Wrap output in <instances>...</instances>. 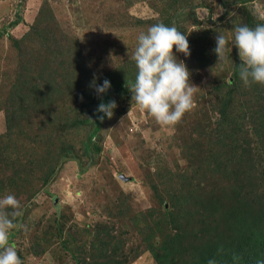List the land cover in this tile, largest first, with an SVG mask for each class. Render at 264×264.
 <instances>
[{"label": "trees", "instance_id": "obj_1", "mask_svg": "<svg viewBox=\"0 0 264 264\" xmlns=\"http://www.w3.org/2000/svg\"><path fill=\"white\" fill-rule=\"evenodd\" d=\"M193 1L170 0L168 9L182 15ZM230 1L240 5L248 2L225 0L222 5L229 7ZM44 10L40 9L34 24L20 39L7 34L18 61L9 87L13 91L12 97L8 96L11 101L2 102L7 136H0V142L11 137L16 119L31 108L43 107L41 112L51 113L53 119L43 126L48 159L58 163L68 158L80 164L82 158L89 160L93 153L100 152L93 139L103 140L100 129L104 121L92 122L91 118L98 115L101 96L95 92L85 97L91 72L80 45L75 39L63 41L56 37L48 27L52 19ZM247 13L242 10L241 24L262 23ZM19 23L16 20L10 26ZM163 23L173 24L167 20ZM189 44L203 67L213 63L215 46L203 33L192 37ZM235 63L230 80L217 88L224 89V93L220 98L221 92H217L220 100L215 127L198 125L192 132L194 138L179 145L182 168L171 170L165 162L161 161L164 166L157 162L156 173L147 178L154 199L151 208L136 214L120 194L114 209L106 207L104 211L109 222L85 228L82 237L73 228L59 224L46 231L49 237L36 238L33 253L42 255L46 245L51 247L58 238L57 244L71 253L74 264H132L145 253L155 264H209L210 260L216 264H264V85L237 88L240 63ZM135 75L117 80L109 77L115 96L108 101L117 102L125 96ZM65 100L66 108L60 107ZM16 129L19 136L25 134ZM79 131L87 134L78 147L72 141ZM18 135L9 143L18 141ZM3 158L0 163L6 160ZM52 167L48 166V171L44 166L39 168L47 176L52 174ZM8 172L0 169V198L14 194L25 209L38 190L37 183L31 182V174ZM48 181L45 178L36 182L44 187Z\"/></svg>", "mask_w": 264, "mask_h": 264}, {"label": "rangeland", "instance_id": "obj_2", "mask_svg": "<svg viewBox=\"0 0 264 264\" xmlns=\"http://www.w3.org/2000/svg\"><path fill=\"white\" fill-rule=\"evenodd\" d=\"M223 1L194 0L186 7L188 10L184 14L175 15L168 9L170 0H0V136H7L2 102L11 101L8 96L12 97L13 91L9 87L18 61V53L7 34L20 39L34 24L42 7L46 17L52 19L48 27L55 31L56 37L60 36L63 41L75 39L80 45L91 72L90 82L84 90L87 97L95 93L90 87L94 76L97 77L96 83L102 85L104 79L109 77L117 80L136 74L135 62L130 57L137 46L138 35L153 24L170 21L187 34L189 42L192 37L203 33L207 41L216 46L217 33L231 40L232 28L242 22V10L251 12L257 20L264 15V0H248L242 5L230 1L229 7H224ZM164 10L167 13H163ZM16 20H20V23L11 27L10 24ZM192 48L193 45L190 51ZM173 51L192 73L191 82L201 88L195 94L198 107L186 113L179 124L161 125L132 100L129 91L119 97L113 117L104 118L100 129L103 140L96 142L93 139L100 152L93 153L89 160L82 158V168L74 159H61L58 163L52 158L48 159L50 152L45 146L46 131L43 126L47 127L48 121L53 119H50L51 113L41 112L43 107L36 110L35 107L31 108L25 116L16 119L14 126L25 131L23 136H19V130L14 128L10 138L1 140L0 159L5 156L6 160L0 163V169L6 173L31 174V182L35 181L38 186L20 218L27 231L13 230L14 237L10 240L23 264H74L71 253L57 244L58 238L55 239L56 244L51 247L46 245V251L36 256L33 253L36 238L41 235L49 237L46 231H52L62 223L82 237L85 228L110 221L104 211L106 207L114 209L120 194L126 198L131 211L144 213L154 205L147 178L156 173L157 162L161 166L165 162L171 170L182 168L184 163L180 160L179 145L194 138L192 132L196 131L198 125L203 128L215 127L219 116L218 101L224 93V89L217 88L230 80L235 62L241 63L238 49L233 46L228 64L217 65L218 57L214 53L213 63L205 67L196 60L193 50L189 57L176 52L175 46ZM111 86L105 101L104 95L100 97V103H107L109 97L115 96V88ZM236 86L241 88L245 85L240 79ZM245 87L252 89L256 84ZM219 91L220 98L217 99ZM66 104L67 100L63 106L60 103V107L66 108ZM9 108H12L11 104ZM97 114L91 120L101 122L98 116L104 114ZM77 133L72 143L79 147L87 132ZM15 135H18V141L9 143ZM40 165L46 168L53 165L52 174L43 176ZM45 178L49 179L48 183L40 187L36 181ZM132 264L155 263L145 253Z\"/></svg>", "mask_w": 264, "mask_h": 264}, {"label": "clouds", "instance_id": "obj_3", "mask_svg": "<svg viewBox=\"0 0 264 264\" xmlns=\"http://www.w3.org/2000/svg\"><path fill=\"white\" fill-rule=\"evenodd\" d=\"M258 19L264 21V15ZM232 33L231 40L220 33L215 36L213 51L218 57L217 65L229 63V54L234 46L238 49L241 61L238 65L239 77L244 85H264V22L254 26L235 25ZM137 41L130 57L137 69L135 80L130 88L127 82L126 87L132 93V100L147 110L158 123L175 126L186 113L198 107L195 94L201 89L191 82L192 73L173 51L175 46L176 52L189 57L188 36L175 23L168 26L159 22L151 25L146 32H141ZM96 79L94 76L90 87L98 96H102L108 92L111 83L104 79L102 85H98ZM117 107L115 100L101 102L96 111L104 115L98 116V119L101 122L105 117L111 119ZM23 215L24 206L14 194L9 193L0 198V264H23L17 249L10 243L13 230L27 231V226L20 220ZM209 264L216 262L210 260Z\"/></svg>", "mask_w": 264, "mask_h": 264}, {"label": "water", "instance_id": "obj_4", "mask_svg": "<svg viewBox=\"0 0 264 264\" xmlns=\"http://www.w3.org/2000/svg\"><path fill=\"white\" fill-rule=\"evenodd\" d=\"M111 87H112V86H111ZM105 98H106V94H104L103 101H105Z\"/></svg>", "mask_w": 264, "mask_h": 264}]
</instances>
